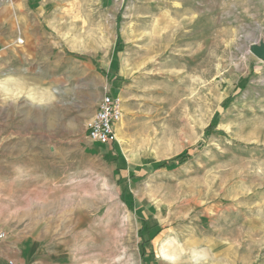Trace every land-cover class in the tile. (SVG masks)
Wrapping results in <instances>:
<instances>
[{
	"label": "rangeland",
	"instance_id": "obj_1",
	"mask_svg": "<svg viewBox=\"0 0 264 264\" xmlns=\"http://www.w3.org/2000/svg\"><path fill=\"white\" fill-rule=\"evenodd\" d=\"M58 3L52 101L34 104L37 63L28 93L0 87L7 239L32 233L38 264H264V0L90 3L103 13L79 18L97 48L79 81L75 0ZM106 83L122 118L100 144L85 128Z\"/></svg>",
	"mask_w": 264,
	"mask_h": 264
},
{
	"label": "crops",
	"instance_id": "obj_2",
	"mask_svg": "<svg viewBox=\"0 0 264 264\" xmlns=\"http://www.w3.org/2000/svg\"><path fill=\"white\" fill-rule=\"evenodd\" d=\"M61 1L63 0H0V87H5L8 90L9 82L14 81L20 88L16 94L17 96L22 94L21 89L26 90L28 93L30 90L28 82L29 74L32 71L31 67L37 63L38 83L36 89H32V95L37 98L34 104L39 108H44L47 103L52 101L51 98L48 99V92L55 88L60 80L56 73V67L60 63L61 45L55 37V32H57L56 21L52 17L62 15L63 11L58 7L60 6L58 2ZM41 2L43 3L41 4ZM46 2L48 4H45ZM54 2L58 4H53ZM98 2L100 3L101 0H75V81L88 76L91 69L87 64L88 54L86 50L89 48L97 49L96 46L89 47L85 44L89 35L84 33L86 30L82 33L83 36L81 35L79 18L81 16L101 15L103 11L96 7L92 8L90 4H98ZM81 4H84V8H80ZM29 7L37 8V11L34 12ZM39 17L42 19L43 24H40ZM37 28H42L41 32H36ZM109 32L110 30H108ZM17 37L21 38L22 42H17ZM102 41L103 48H105L104 39ZM55 55L58 60L54 59ZM81 57L84 58L83 73L80 72L79 67ZM113 67V62L109 60L106 69L111 70ZM13 74H16V77ZM77 89L79 90V88ZM78 96H80L79 92ZM23 123L29 126L30 120ZM33 123L37 124V128L44 126V121ZM10 125L13 124L0 121V128H8ZM30 240H37V238L32 233L26 234L14 231L6 242L0 243V264H8L9 260H12L13 264H38L28 260L27 252L23 253L25 248L23 252L21 250V247L25 246L24 242Z\"/></svg>",
	"mask_w": 264,
	"mask_h": 264
},
{
	"label": "built area",
	"instance_id": "obj_3",
	"mask_svg": "<svg viewBox=\"0 0 264 264\" xmlns=\"http://www.w3.org/2000/svg\"><path fill=\"white\" fill-rule=\"evenodd\" d=\"M17 42H22V39L17 37ZM121 118L122 100L118 89H114L112 83H106L93 114L86 122L87 138L100 144L113 142L116 138V125ZM7 237L8 232L0 228V240L7 239ZM8 264H13V261L9 260Z\"/></svg>",
	"mask_w": 264,
	"mask_h": 264
},
{
	"label": "water",
	"instance_id": "obj_4",
	"mask_svg": "<svg viewBox=\"0 0 264 264\" xmlns=\"http://www.w3.org/2000/svg\"><path fill=\"white\" fill-rule=\"evenodd\" d=\"M252 50L257 56L264 59V46H254Z\"/></svg>",
	"mask_w": 264,
	"mask_h": 264
},
{
	"label": "trees",
	"instance_id": "obj_5",
	"mask_svg": "<svg viewBox=\"0 0 264 264\" xmlns=\"http://www.w3.org/2000/svg\"><path fill=\"white\" fill-rule=\"evenodd\" d=\"M118 45H119V39L117 38V41H116V46H118ZM184 156H185V155H184V154H182V155H180V156L176 157L175 159H181V160H184ZM175 159H174V160H175ZM180 162H181V161H180ZM180 162H179V163H180Z\"/></svg>",
	"mask_w": 264,
	"mask_h": 264
}]
</instances>
